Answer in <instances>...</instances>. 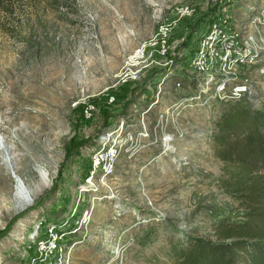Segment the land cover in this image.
Instances as JSON below:
<instances>
[{
    "label": "rangeland",
    "instance_id": "obj_1",
    "mask_svg": "<svg viewBox=\"0 0 264 264\" xmlns=\"http://www.w3.org/2000/svg\"><path fill=\"white\" fill-rule=\"evenodd\" d=\"M186 4L178 53L123 83ZM205 17L264 39V0L0 2V264H172V248L243 221L214 139L230 108L264 104V51L234 70L244 95L217 94L179 56Z\"/></svg>",
    "mask_w": 264,
    "mask_h": 264
},
{
    "label": "trees",
    "instance_id": "obj_2",
    "mask_svg": "<svg viewBox=\"0 0 264 264\" xmlns=\"http://www.w3.org/2000/svg\"><path fill=\"white\" fill-rule=\"evenodd\" d=\"M217 127L214 151L227 168L224 186L247 211L241 222L218 223V242L172 248V264H264V104L233 106Z\"/></svg>",
    "mask_w": 264,
    "mask_h": 264
},
{
    "label": "built area",
    "instance_id": "obj_3",
    "mask_svg": "<svg viewBox=\"0 0 264 264\" xmlns=\"http://www.w3.org/2000/svg\"><path fill=\"white\" fill-rule=\"evenodd\" d=\"M173 11L175 18L161 25L129 56L127 60L129 69L122 78L123 83L128 80H139L145 71L167 64L172 56H175L177 42H172L173 31L181 19L191 20L188 17L194 15V9L186 4L174 7ZM238 31L237 26L227 19L205 17L198 22L184 49L179 50L181 62L185 63L187 73L216 77L214 83L217 94H228L231 99H239L248 91L246 83L231 81L234 70L240 66L253 64L255 55L259 51H264V39L260 34H251L241 40ZM186 50L187 56L184 54ZM157 98L159 97L156 96ZM110 101H113V98H110ZM93 109V106L87 105L83 110L84 117H89Z\"/></svg>",
    "mask_w": 264,
    "mask_h": 264
},
{
    "label": "bare ground",
    "instance_id": "obj_4",
    "mask_svg": "<svg viewBox=\"0 0 264 264\" xmlns=\"http://www.w3.org/2000/svg\"><path fill=\"white\" fill-rule=\"evenodd\" d=\"M26 97L29 98L30 96H26ZM0 108H3V105H0ZM8 157H10V156H8ZM3 174H4V171L2 169H0V175L3 176ZM2 184H3V182H2ZM19 188L22 189V187H20V186H19Z\"/></svg>",
    "mask_w": 264,
    "mask_h": 264
}]
</instances>
